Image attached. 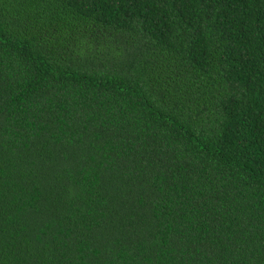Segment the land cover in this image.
Masks as SVG:
<instances>
[{"label":"trees","instance_id":"16d2710c","mask_svg":"<svg viewBox=\"0 0 264 264\" xmlns=\"http://www.w3.org/2000/svg\"><path fill=\"white\" fill-rule=\"evenodd\" d=\"M0 264H264V0H0Z\"/></svg>","mask_w":264,"mask_h":264}]
</instances>
